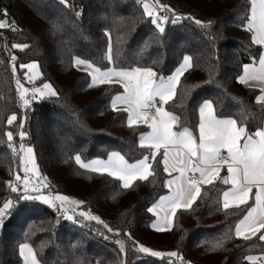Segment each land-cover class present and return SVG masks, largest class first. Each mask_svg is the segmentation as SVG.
Instances as JSON below:
<instances>
[{
  "label": "trees",
  "instance_id": "obj_1",
  "mask_svg": "<svg viewBox=\"0 0 264 264\" xmlns=\"http://www.w3.org/2000/svg\"><path fill=\"white\" fill-rule=\"evenodd\" d=\"M165 1L171 10L161 12L167 20L160 33L139 0H67V5L62 0H0V19L10 25L0 29V206L7 199L5 182L22 174L19 146L28 144L47 177L44 193L77 197L85 213L94 212L104 222L82 215L60 218L58 209L40 200L16 203L0 235V264H24L19 255L24 243L33 247L41 264H250L245 257L264 255L259 234L250 240L235 237V225L248 207L225 211L222 192L228 185L219 179L201 186L190 209L176 212L170 231H157L156 215L149 209L169 190L159 155L155 177L138 180L130 189L74 159L79 154L87 162L120 152L132 163L148 154L139 146L148 126L128 127L127 113L111 107L122 85L89 87L91 76L75 66V57L102 69L151 67L166 76L190 56L192 67L181 77L175 100L166 105L181 118L177 130L198 131V108L205 100L213 102L218 116L237 119L250 133L264 126V103H257L261 90L238 80L243 66L258 62L263 52L245 27L249 0ZM194 15L212 21L211 27L195 23ZM177 16L181 19L173 23ZM110 44L111 61L106 58ZM33 60L41 70L37 82H51L58 95L24 107L13 63L23 77L21 65ZM12 115L17 119L9 125ZM21 131L27 134L23 139ZM217 242L223 247L215 249ZM139 245L173 250L183 259L152 256L139 251Z\"/></svg>",
  "mask_w": 264,
  "mask_h": 264
},
{
  "label": "snow or ice",
  "instance_id": "obj_2",
  "mask_svg": "<svg viewBox=\"0 0 264 264\" xmlns=\"http://www.w3.org/2000/svg\"><path fill=\"white\" fill-rule=\"evenodd\" d=\"M62 2L67 5V0H62ZM139 2L143 4L149 17H155L152 23L160 33H163L165 28L160 21H166L167 17L160 16L155 9L157 6L168 9V6L159 4V0H155L152 6L145 0H139ZM249 3L250 15L245 27L253 33L251 39L255 44L264 45V0H249ZM76 15L81 16L82 10ZM180 19L181 17L177 16L172 22L176 23ZM195 23L204 28H209L212 25V21L196 20ZM4 27H10V25L0 21V28ZM106 34L110 36V34ZM14 47L27 48L28 45L16 44ZM106 58L109 61L112 60L111 44ZM15 59L16 57L13 56L12 60ZM191 60L190 56H185L183 63L171 75L165 77L151 67L101 69L89 60L75 57L76 67L83 66V70H90L92 82L89 87L114 83L122 85L123 92L111 100L112 109L127 113L128 127L144 124L150 128V131L141 133L139 137V146L147 149L148 154L143 155L135 162L130 163L120 152H111L106 160L96 159L87 163L81 159L79 154L74 159L82 168L100 174L107 173L121 181L124 189H130L138 180L148 181L150 177H155L153 165L157 163L159 155L161 157L159 163L163 165V171L169 175L172 173H178V175L166 181V186L171 189L170 195L161 197L159 203L149 209L158 217L153 224L157 231H170L176 212L179 209H190L201 195V186L211 185L219 179L222 184L230 185L227 191L222 192V207L225 211L241 206L248 207L246 215L239 219L235 225V237L250 240L259 234V239L264 241V232H262L264 230V127L250 133L247 126L238 123L237 119L218 116L213 102L205 100L198 108V131L194 133L191 128L183 126L179 131H176L181 118L174 112L168 111L165 105L175 100L181 77L192 67ZM21 67L27 68L32 73L27 77L30 83L41 75L37 62L21 65ZM13 68L15 70V65ZM238 80L242 84H248L249 81H259L264 84V54L259 59V67L254 64L244 65L243 75ZM16 83L25 107L32 103V100L27 98L30 92L33 99L37 94L41 98L58 95L50 83H44L42 88L34 87L32 89L25 88L19 78ZM185 87L190 89L195 86ZM257 103H264V89H262V95L257 97ZM119 104H124L126 107L120 109L118 108ZM16 119L17 117L12 115L8 118L7 123L11 125ZM5 135L8 141L13 140L11 132H7ZM26 135L23 131L19 133L21 139ZM9 147H12L14 152L16 151L14 145L9 144ZM19 147L23 152L25 167L23 177L16 173L15 181L21 183L23 189L18 188L13 181L5 183L12 192L19 194L20 201L41 200L53 208H57V201L60 202V207H63L65 202L76 205L84 203L60 194L44 195L42 189L48 188L49 184L47 177H42L39 173L34 149L31 146L25 147L23 144ZM29 164L31 167L27 166ZM223 168H226L228 175L221 177L220 172ZM30 175L39 177V181L30 179ZM253 189L256 190L254 196ZM30 191L39 193V195H29ZM250 200H253L251 206H249ZM14 207H16V202L12 199H6L0 206V228L4 226L6 217ZM80 215L104 223L99 220V217L89 213H80ZM67 218L72 219V217ZM105 227L108 226L105 224ZM118 243L123 250V243ZM222 247V242H217L215 245V249ZM138 250L150 253L152 256L183 259L176 251L158 252L144 245H139ZM19 255L24 264H40L36 251L27 243L19 245ZM245 260L250 264H257L259 261H264V255H249L245 257Z\"/></svg>",
  "mask_w": 264,
  "mask_h": 264
},
{
  "label": "rangeland",
  "instance_id": "obj_3",
  "mask_svg": "<svg viewBox=\"0 0 264 264\" xmlns=\"http://www.w3.org/2000/svg\"><path fill=\"white\" fill-rule=\"evenodd\" d=\"M145 2L146 3H148L150 6H152V5H154V3H155V0H145ZM159 4H162V5H167V3H166V1L165 0H159ZM156 12L160 15V16H166L165 14H163V13H161L164 9L163 8H160V7H156ZM194 17L197 19V20H204L203 19V17L202 16H200V15H194ZM155 17H153V19H154ZM0 21H3L4 23H6V24H8V20L6 19V18H1L0 19ZM164 23H165V21H162V24L164 25ZM1 29V28H0ZM108 53V52H107ZM81 58V57H80ZM86 60V59H85ZM32 62H37V61H30V62H28L27 64H31ZM38 63V62H37ZM183 63V62H182ZM181 63V64H182ZM13 65H15L14 63H13ZM39 65V64H38ZM97 67V66H96ZM111 67H114L113 65H111L110 67H108V68H111ZM79 68H81V69H83V66H81V67H79ZM102 69V68H101ZM107 69V68H106ZM15 74H16V81H17V78H19V80H20V83L21 84H23V86L25 87V88H29V89H32V88H42V86H43V84L44 83H50L51 85H52V83L51 82H49V81H46V82H42V83H38L37 82V79L35 80V81H33L34 82V84H30V82L28 81V79H27V77H28V75H31L32 73H30L29 72V70L26 68V72H25V74H24V76L22 77V76H20L19 75V73H18V71H17V68H16V66H15ZM175 71V70H174ZM173 71V72H174ZM39 72L41 73V70H40V67H39ZM88 72H90V70L88 71ZM172 72V73H173ZM172 73H170L169 75H171ZM169 75H162V76H165V77H167V76H169ZM41 76V75H40ZM39 76V77H40ZM115 79V78H114ZM17 84V83H16ZM52 87L54 88V86L52 85ZM55 89V88H54ZM56 90V89H55ZM18 91H19V93H20V90L18 89ZM57 92V91H56ZM30 95H31V92L28 94V96H27V98L28 99H30ZM41 97L39 96V94H37V96H36V100L37 99H40ZM124 107H126V105H124V104H119L118 105V108H124ZM165 107H166V109L169 111V109L167 108V106L165 105ZM150 131V128L148 127V130L146 131V132H149ZM146 132H144V133H146ZM28 146H31L32 148H33V146L32 145H28V144H26L25 145V147H28ZM36 159V158H35ZM93 160H96V159H93ZM101 160H106V159H101ZM89 161H92V160H89ZM89 161H87V162H89ZM87 162H85V163H87ZM36 164H37V162H36ZM21 171H22V176L24 175V167H25V165H24V163H23V152L21 151ZM28 167H31V165L29 164V165H27ZM38 166V165H37ZM38 170H39V167H38ZM39 173H40V170H39ZM40 175H41V173H40ZM42 176V175H41ZM43 177V176H42ZM30 179H33L34 181H39V177H35L34 175H30ZM31 192V191H30ZM42 193L44 194V195H49V194H45L44 193V188L42 189ZM32 194V196H35V195H39V193H35V192H32L31 193ZM56 194H60V195H64V196H67V197H69V198H71L72 200H75V201H81L79 198H77V197H73V196H68V195H65V194H61V193H54V194H51V195H56ZM41 201V200H40ZM57 203V208H55V209H60V210H66L67 211V215H66V217L65 218H67V217H72V219L76 216V215H80V213H85L80 207H79V205H76V204H72V203H70V202H65V204H64V206L63 207H60L59 206V204H60V202L59 201H57L56 202ZM48 205V204H47ZM48 206H50V205H48ZM90 215H94V216H97L98 217V215L96 214V213H94V212H92ZM68 219V218H67ZM144 246H146V247H148V248H153V247H151V246H148V245H144Z\"/></svg>",
  "mask_w": 264,
  "mask_h": 264
},
{
  "label": "crops",
  "instance_id": "obj_4",
  "mask_svg": "<svg viewBox=\"0 0 264 264\" xmlns=\"http://www.w3.org/2000/svg\"><path fill=\"white\" fill-rule=\"evenodd\" d=\"M253 34V33H252ZM262 46V48H263V52H262V54H264V45H261ZM261 54V55H262ZM248 64H254V66H256V67H259V60H258V62H255V63H248ZM242 75H243V73H242ZM246 85H251V86H255V87H258L260 90H261V93H260V95H262V89H264V84H261L259 81H249V83L248 84H246ZM264 127V126H263ZM176 131H179V130H177V129H175ZM249 132V131H248ZM107 159V158H106ZM131 163V162H130ZM175 175H178V173H172V175H169V178H168V180L169 179H171L173 176H175ZM226 175H228V173H227V170H226V168H223L222 170H221V172H220V176L221 177H224V176H226ZM229 187H230V185H228V188H227V190L229 189ZM226 190V191H227ZM255 189H253V196H254V193H255ZM170 192H171V189H169L168 190V192L165 194V195H163L162 197H164V196H168V195H170ZM161 198V197H160ZM160 198H159V200L156 202V204L157 203H159V201H160ZM159 211V210H158ZM155 214V213H154ZM156 215V214H155ZM246 215V214H245ZM157 219H158V217H157V215H156V221H157ZM155 221V222H156ZM262 232H264V230H262ZM146 247V246H145ZM150 249H152V250H154V251H158V252H165V253H167V252H173V250H161V249H156V248H150ZM41 264V263H40ZM96 264H98V263H96Z\"/></svg>",
  "mask_w": 264,
  "mask_h": 264
},
{
  "label": "built area",
  "instance_id": "obj_5",
  "mask_svg": "<svg viewBox=\"0 0 264 264\" xmlns=\"http://www.w3.org/2000/svg\"><path fill=\"white\" fill-rule=\"evenodd\" d=\"M33 83H34V82H32V83H30V84H33ZM30 100H32V102H34V101L36 100V98L33 99V98H32V94H31V95H30ZM24 107H25V106H24ZM225 154H226V153H225ZM15 174H16V173H15ZM15 174L12 175V177L9 179V181H13V182L16 184V186H17L18 188L23 189V185H22L21 183L15 181ZM21 177H23V176H21ZM6 198H7V199H12V200H13L14 202H16V203H23V202H24V201H20V199L17 198L16 193L12 192V191H11V188L8 187V186H7V197H6ZM11 215H12V211H11L10 214L6 217V221H5V223L7 222V220H9V218L11 217ZM56 215H57L58 217H60V218H65L66 215H67V211H66V210H60V209H58ZM2 228H3V227H2ZM2 228H0V235H1V233H2Z\"/></svg>",
  "mask_w": 264,
  "mask_h": 264
}]
</instances>
